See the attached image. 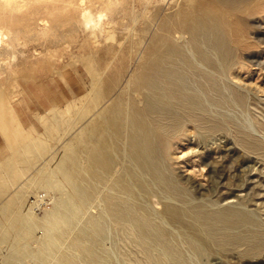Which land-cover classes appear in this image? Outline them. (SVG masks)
<instances>
[{"label":"bare ground","instance_id":"obj_1","mask_svg":"<svg viewBox=\"0 0 264 264\" xmlns=\"http://www.w3.org/2000/svg\"><path fill=\"white\" fill-rule=\"evenodd\" d=\"M96 1L101 5L95 6ZM126 2L0 0V56L7 49L12 52L10 60H15L18 45L27 47L26 35L31 31L46 37L58 33L60 25L71 22L85 29L103 28L105 17L114 18L118 5ZM249 2L225 0V4L235 7ZM161 29V45L145 51L138 69L141 73L129 81L127 94L123 92L111 101L113 104L95 119L96 134L90 153L95 169L99 165L96 176L103 180L94 181V188L102 191L101 183L107 188L103 203H99L100 211L87 216L78 234L65 245L66 235L96 197L89 182L83 181L77 186L80 202L66 197L40 220L47 236L41 248L31 252L36 264H198L195 261L209 252L210 245L236 249L249 243L252 250L264 246L263 218L240 200L245 186H237L232 193L223 195L220 202L197 200L169 163L173 149L188 140L191 128L203 132L229 131L245 150L264 157V140L254 132V123L259 125V120L254 117L253 122L250 119L245 123L231 110L227 111L231 105L250 110L249 93L237 81L239 73L235 71L248 62L240 53L231 24L217 12L198 5L189 15L165 17ZM103 159L109 161L110 171L106 173L100 167ZM118 162L121 167L117 168ZM151 195L165 201L164 210L149 208L144 199ZM167 218L179 226L177 236L165 226ZM26 221L39 224L31 216ZM110 221L116 227L118 240L129 245L123 249L117 241L113 254L101 249L102 241L109 235ZM183 243L192 253L184 250ZM65 246L66 251L59 256ZM4 258L6 264H23L21 259Z\"/></svg>","mask_w":264,"mask_h":264},{"label":"rangeland","instance_id":"obj_2","mask_svg":"<svg viewBox=\"0 0 264 264\" xmlns=\"http://www.w3.org/2000/svg\"><path fill=\"white\" fill-rule=\"evenodd\" d=\"M250 1L248 5L235 7L225 4V0H127L126 4L118 5L115 19L111 15L105 17L103 28L85 29L77 25L79 23L71 22L60 25L57 28L59 34L50 33L46 37L31 31L26 35L28 49L19 44L13 61L10 60L12 52L2 50L0 257L5 263L4 257L8 256L21 259L23 264H36L31 252H37L47 236L40 220L66 197L80 202L77 186L83 181L89 182L96 197L85 214L77 219L73 231L66 235L65 245L78 234L87 216L100 211L107 188L103 183L99 187L102 191L97 192L94 188V181L103 180L96 176L99 165L95 169L90 153L96 134L95 119L100 111L127 92L129 81L141 73L138 69L145 51L161 45L158 35L162 33V22L167 16L189 15L200 5L230 22L240 53L248 62L236 67L235 71L239 73L237 81L249 93L250 110L231 105L227 111L231 110L230 113L245 123L254 117L258 119L259 125L254 123V132L264 140V0ZM99 4L96 1L95 6ZM6 88L11 91L7 92ZM136 96L140 94L136 93ZM190 130L188 140L181 141L179 147L173 149L169 163L183 183L191 188L193 196L197 200L220 202L223 195L243 185L245 189L240 200L264 220V157L256 151L245 150L229 131ZM103 160L100 167L106 173L109 161L107 164ZM116 167H121V163L118 162ZM41 193L49 197L48 204L42 209L31 207L30 198ZM144 200L149 201L150 209L164 210L165 201L160 196L151 195ZM29 216L39 224L27 222ZM168 219L165 226L177 236L179 226ZM115 228L110 221L109 235L102 241L101 249L108 254L115 252L117 241L123 249L129 247L125 241L118 240ZM182 246L192 253L185 243ZM208 250L195 262L264 264V246L252 250L249 243H242L236 249L210 245ZM65 251L66 246L59 256Z\"/></svg>","mask_w":264,"mask_h":264},{"label":"built area","instance_id":"obj_3","mask_svg":"<svg viewBox=\"0 0 264 264\" xmlns=\"http://www.w3.org/2000/svg\"><path fill=\"white\" fill-rule=\"evenodd\" d=\"M49 202V197L46 193H41L36 196H32L29 200V204L31 207L36 209L44 208ZM0 264H6L4 259L0 257Z\"/></svg>","mask_w":264,"mask_h":264}]
</instances>
